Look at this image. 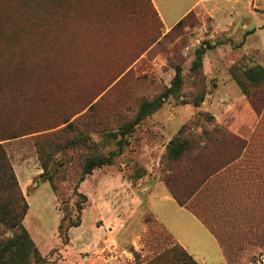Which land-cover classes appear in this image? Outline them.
Returning <instances> with one entry per match:
<instances>
[{
  "label": "rangeland",
  "instance_id": "obj_1",
  "mask_svg": "<svg viewBox=\"0 0 264 264\" xmlns=\"http://www.w3.org/2000/svg\"><path fill=\"white\" fill-rule=\"evenodd\" d=\"M255 1L203 21L193 12L170 31L148 0H27L2 21L24 51L0 61V126L20 128L0 145L46 264H191L184 235L201 241L204 264H221L167 191L214 235L227 264H264V81L246 75L264 67V0ZM216 21L234 24L236 38ZM179 68L182 88L134 125ZM96 157L110 164L81 182ZM15 192L2 202L16 208ZM13 235L0 225V242Z\"/></svg>",
  "mask_w": 264,
  "mask_h": 264
},
{
  "label": "trees",
  "instance_id": "obj_2",
  "mask_svg": "<svg viewBox=\"0 0 264 264\" xmlns=\"http://www.w3.org/2000/svg\"><path fill=\"white\" fill-rule=\"evenodd\" d=\"M22 1L26 2L27 0H0V61H2L3 59H7L8 62L12 58H14V56H16V54H18L20 51H24L22 46L17 44L14 46V44L10 42L9 38L5 34L7 30H5L4 28L5 25L2 22L6 18L9 20L12 19L11 17L12 14L15 12V7L17 3H21ZM148 1L150 3V6L152 5V8L154 9L156 16L161 20L158 12L156 11L152 3V0H148ZM192 13H190L183 20H181L172 30H174L177 27H180L184 23L186 18H188ZM13 27L15 28L14 31L16 32L18 30L17 29L18 26L13 25ZM2 29L4 30L3 33H2ZM27 34H29V31L27 32ZM205 53H206V48L204 47L202 49L197 50V58L194 62V67L196 69L201 68L203 66V55ZM17 63L23 65L24 67H27L25 65L24 60L20 61L18 59ZM246 75L252 83L254 84L262 83L264 81V67L256 66L254 68H251L246 72ZM22 76L24 75L22 74ZM183 84H184V79L182 76V70L181 68H179L178 73L172 83V86L168 88L163 93V95H161L156 100L146 102L143 104L139 116L136 122L134 123V125L144 120L150 114L159 110L162 107L163 103L165 102V99L176 95L178 91L182 88ZM241 87H242V93L248 97H251L247 89H245L242 85ZM252 105L254 109L257 110L258 104L252 102ZM2 127L3 126H0V143L4 140H9L19 137L16 135H18L17 130L20 128H17L16 130H11L9 128H2ZM181 154L182 153H179L177 156L176 155L174 156L178 158ZM110 160L111 159L109 158L103 159L99 157L88 160L84 167V172L81 182H83L88 175H91L96 168H101L105 165L110 164ZM48 180L52 181L51 178H49ZM9 191L13 193L16 191L15 198L18 204L16 208H12L8 202L5 203L2 202L5 200V193ZM82 197L84 198V200L87 199L86 196H82ZM82 207L83 204L80 205V209H83ZM29 209H30L29 204L20 191L16 175L12 169V166L10 165V162L8 161L4 148L0 145V225H4L7 230L14 232L12 238L0 242V264H14L16 263L15 262L16 258L18 259V263L16 264H24V261H26L30 255L34 256L36 260L35 264H46L45 259L42 258L38 249L34 246L31 236L28 230L24 226V221L29 212ZM79 226L80 225L78 223L77 224L75 223L72 227H79ZM60 229H62V225L60 226ZM183 254L186 260L189 261L191 264H199L184 249H183Z\"/></svg>",
  "mask_w": 264,
  "mask_h": 264
},
{
  "label": "crops",
  "instance_id": "obj_3",
  "mask_svg": "<svg viewBox=\"0 0 264 264\" xmlns=\"http://www.w3.org/2000/svg\"><path fill=\"white\" fill-rule=\"evenodd\" d=\"M152 3L156 11L159 14L166 31L172 30L181 20H183L186 16H188L192 12L198 14L200 19L203 21L208 16L218 18L222 14H227L229 12L235 13L237 11L244 10V9L250 10L252 6L255 8H257L258 6L257 5L258 1H255V4H254V0H152ZM218 23L219 22H217L216 25H217V28L220 29L218 27ZM233 27H234V24L227 25V27L220 29V32H225L226 30L233 31L232 34L233 36H235L236 30H234ZM244 29H248L247 26H244ZM255 32H256L255 30H252V31L248 30L244 32V35L242 36L243 40L241 41L242 47L240 49H242L244 45L246 44V38L249 35L254 34ZM158 187L160 188L162 186H158ZM167 193L168 195L167 196L164 195L162 196V198H164L165 201L169 202L170 205L174 204L175 206L179 207L180 210L189 212V216L193 219L196 226L199 227L202 234L208 236L210 241L213 243L212 250H215L218 253V255H220V263L227 264L225 254L220 244L218 243L214 235H212V233L209 231V229L204 225V223H202L196 216H194L187 208L180 206L176 202V200L170 195L168 191ZM173 228H178L179 232H182L183 230H185V228H183V226H181L179 223H177V225H173ZM182 238L183 240L181 238H180L181 240L179 239L181 242L180 244H182L183 247L197 261H199L200 264L203 263L201 259L204 262H206V260L207 261L210 260L206 252L203 251L205 250V248H202L200 240L193 239V241H190L187 239L185 235L184 237L182 236Z\"/></svg>",
  "mask_w": 264,
  "mask_h": 264
}]
</instances>
